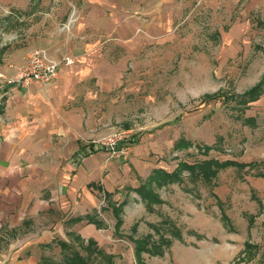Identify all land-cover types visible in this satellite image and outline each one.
Returning a JSON list of instances; mask_svg holds the SVG:
<instances>
[{
  "label": "rangeland",
  "instance_id": "1",
  "mask_svg": "<svg viewBox=\"0 0 264 264\" xmlns=\"http://www.w3.org/2000/svg\"><path fill=\"white\" fill-rule=\"evenodd\" d=\"M146 1L150 7L157 3ZM159 1L160 29L143 48L130 51L128 73L109 97L113 131L101 137L117 133L126 139L130 149L124 158L136 144L157 143L153 165L159 167L151 171H172L180 162L196 165L210 157L236 164L211 179L183 170L180 180L155 187L161 201L151 208L131 186L111 199L103 193L94 212L107 244L90 252L72 236L71 246L62 250L53 241L42 264H63L64 253L72 250L87 264H137L133 240L148 234L147 248L152 251L153 241L155 254L142 252L144 264H264V94L243 108L230 99L264 78V0ZM44 8L34 4L22 17L24 11L0 3V47L22 46L26 30L34 27L33 36L38 26L45 29L48 22H40L50 8ZM144 20L148 29L151 18ZM126 196L119 233L113 234L111 203Z\"/></svg>",
  "mask_w": 264,
  "mask_h": 264
},
{
  "label": "crops",
  "instance_id": "2",
  "mask_svg": "<svg viewBox=\"0 0 264 264\" xmlns=\"http://www.w3.org/2000/svg\"><path fill=\"white\" fill-rule=\"evenodd\" d=\"M159 2L0 0L24 11L22 17L34 4L50 8L40 22H48L45 29L38 26L33 36L34 27L26 30L22 46L0 47V264H42L48 246L70 236L93 239L98 248L107 244L101 228L73 219L95 214L104 192L135 188L159 167L151 141L134 145L126 158L89 145L113 131L109 97L128 73L130 51L159 31ZM37 47L60 62L58 79L7 83Z\"/></svg>",
  "mask_w": 264,
  "mask_h": 264
},
{
  "label": "trees",
  "instance_id": "3",
  "mask_svg": "<svg viewBox=\"0 0 264 264\" xmlns=\"http://www.w3.org/2000/svg\"><path fill=\"white\" fill-rule=\"evenodd\" d=\"M13 84V83H9ZM262 94H264V78L259 81L257 84L252 86L250 89L244 91L241 94H236L230 97L231 101H234L235 106L237 105V108H243L244 106H247L249 102L255 101L258 99ZM221 94H213V95H207L202 101H207L213 98H216L217 96H220ZM234 106V107H235ZM253 120L251 117L247 118L246 121H251ZM209 150V148H207ZM194 164H188L186 162H180L175 169L172 171H166L163 168H154L151 173L147 176L145 181L141 183L138 187L133 188L131 190L135 191L138 196L140 197L141 200L146 202V205L148 208H151V205L153 203H158L160 202V197L157 193H155V187H161L163 185H166L171 182H175L180 180V173L183 170H187L188 173L194 177L196 175H201V177H206L208 179H211L214 177L217 173V171L220 168H224L228 165H235V162L232 161H218L217 159L214 158H207L203 159L198 163ZM238 164V163H237ZM239 165H245L243 163H239ZM127 195V194H126ZM104 197L108 198L112 197L111 193L104 192ZM128 202L127 196L122 199L119 202H112V213L114 214L116 218V222L114 225V233L113 234H118L119 233V227L122 223L120 213L123 210V206ZM218 203H221L219 201ZM82 219H87L89 222L94 223L98 228H100L103 224L102 221L99 219H96L95 214H86L84 216L76 217L73 220H82ZM221 219L224 223V227L227 229L231 228V224L228 220V217L222 213ZM252 221V220H251ZM251 223V222H250ZM253 223V222H252ZM154 226V225H153ZM150 234L146 235L145 237H141L138 239H134L133 241L135 242V255H136V262L137 264H144V261L142 259L141 253L144 251H149L147 248L148 244L150 243L151 239ZM77 240H80L79 237H74ZM81 241V240H80ZM57 244L60 246L61 250L66 247L69 248L71 246L68 242L63 241V240H56ZM83 242V241H82ZM169 244V243H168ZM251 247L250 244L245 243V248ZM98 249L97 248L96 242L93 239H88L86 244H85V249L87 251L93 250V249ZM151 250L148 253L153 254L155 251V246L153 244V241L151 243ZM158 253V252H156ZM155 254V253H154ZM262 255H264V245L262 248ZM64 258V263L63 264H87L84 257L76 250H72L71 252H65L63 255Z\"/></svg>",
  "mask_w": 264,
  "mask_h": 264
},
{
  "label": "built area",
  "instance_id": "4",
  "mask_svg": "<svg viewBox=\"0 0 264 264\" xmlns=\"http://www.w3.org/2000/svg\"><path fill=\"white\" fill-rule=\"evenodd\" d=\"M71 14L70 18H72ZM60 62L54 59L46 48L37 47L28 51L25 63L20 67L17 76L9 79L7 83L15 85H28L40 82L48 85L55 82L59 76ZM121 135L114 133L92 141L95 147L108 151L112 156L121 157L130 149ZM124 141V142H123Z\"/></svg>",
  "mask_w": 264,
  "mask_h": 264
}]
</instances>
